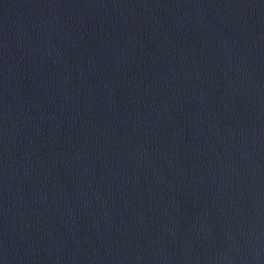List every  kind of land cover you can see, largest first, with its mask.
<instances>
[{"label": "water", "instance_id": "water-1", "mask_svg": "<svg viewBox=\"0 0 264 264\" xmlns=\"http://www.w3.org/2000/svg\"><path fill=\"white\" fill-rule=\"evenodd\" d=\"M0 264H264V0H0Z\"/></svg>", "mask_w": 264, "mask_h": 264}]
</instances>
